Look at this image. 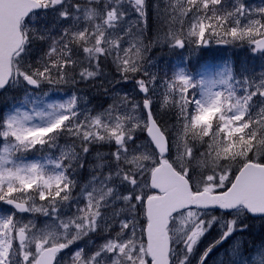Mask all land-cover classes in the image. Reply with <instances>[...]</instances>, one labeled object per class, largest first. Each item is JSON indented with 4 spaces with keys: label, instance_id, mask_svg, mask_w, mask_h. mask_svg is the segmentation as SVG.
<instances>
[{
    "label": "snow or ice",
    "instance_id": "6c2138e0",
    "mask_svg": "<svg viewBox=\"0 0 264 264\" xmlns=\"http://www.w3.org/2000/svg\"><path fill=\"white\" fill-rule=\"evenodd\" d=\"M256 217L264 0H0V264H264Z\"/></svg>",
    "mask_w": 264,
    "mask_h": 264
},
{
    "label": "rangeland",
    "instance_id": "374dc122",
    "mask_svg": "<svg viewBox=\"0 0 264 264\" xmlns=\"http://www.w3.org/2000/svg\"><path fill=\"white\" fill-rule=\"evenodd\" d=\"M249 3H251L253 5H259L261 3V0H249ZM150 23H151V21H150ZM213 45H214L213 48L207 47L205 49H201L199 51V53L194 54L192 57L193 64L195 65L197 62H200V63H222V62H224V60H226L228 57H230L231 63H234L232 59L236 58L237 60H239L240 66L256 67L257 69H259V63L256 61H250L247 57V54L244 51H242L238 48H234L232 46H224V45H216V44H213ZM214 47H216L217 50L214 49ZM156 55L162 56L161 66H163V64L167 63L170 59H172V60L175 59V57H170L166 50L163 53L157 52ZM185 55H187V53H185ZM106 71H108V70L106 69ZM99 83H100V81L95 82L96 85H98ZM126 88L130 89L131 86H128ZM94 89H97V87L91 83L79 85V93L82 96H86L88 99H90L92 105H93V100H94L93 97L95 96V92H92V91H94ZM248 223L250 224V231L244 237L245 239L259 240L261 237H264V219H250L248 221ZM215 235H216V233H215V231H213L212 234L209 235L203 241L202 245L200 246L201 250H203V248L206 247L208 245V243H210L213 240ZM229 243H231V241H229ZM226 246L227 245H225V247ZM222 251H223V249H221L219 252H214L209 257L208 264H216V262L218 261V259L220 257V253ZM70 255H71V252L69 250H65V252L60 257L61 264H64V261L68 260Z\"/></svg>",
    "mask_w": 264,
    "mask_h": 264
},
{
    "label": "trees",
    "instance_id": "16d2710c",
    "mask_svg": "<svg viewBox=\"0 0 264 264\" xmlns=\"http://www.w3.org/2000/svg\"><path fill=\"white\" fill-rule=\"evenodd\" d=\"M92 92H95V96L93 97V105H99L104 102L103 97L97 95V89H94Z\"/></svg>",
    "mask_w": 264,
    "mask_h": 264
}]
</instances>
